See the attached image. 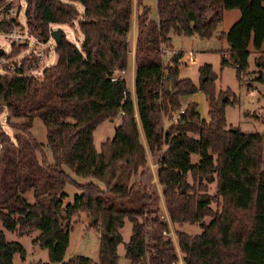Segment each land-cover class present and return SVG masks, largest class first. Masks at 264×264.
I'll use <instances>...</instances> for the list:
<instances>
[{"label": "trees", "instance_id": "1", "mask_svg": "<svg viewBox=\"0 0 264 264\" xmlns=\"http://www.w3.org/2000/svg\"><path fill=\"white\" fill-rule=\"evenodd\" d=\"M73 3L82 5L81 15ZM136 4L132 97L123 78L111 81L128 66L132 0H25L27 27L39 42H48L53 24L79 19L82 43L77 47L64 35L55 43L54 64L40 76L27 74L25 62H35L30 57L0 74V113L7 110L15 131L13 138L0 131L3 230L17 238L39 232L33 243L47 250L48 261L31 264H95L79 255L64 260L71 220L79 213L100 232L98 264L117 263L125 220L131 224L124 244L130 264H178L176 249L185 264H264V135L227 128L225 107L231 102L222 97L228 91L215 93L210 65L198 68L195 85L179 78L180 57L164 62V50L173 51L172 34L210 38L223 13L238 9L239 19L219 35L228 45L222 64L231 63L241 82L253 54L255 80L264 82V0H156L155 19L142 0ZM14 22H0V31L7 32ZM197 92L207 103L206 117L196 103L183 106L180 101ZM117 117L113 137L97 151L93 131ZM36 118L45 127L51 160L30 132ZM163 118L170 122L166 129ZM146 148L157 157L156 180L169 221L199 224L200 234L176 231L174 244L158 201L153 203L157 193L144 180ZM64 166L101 185L78 183ZM67 184L78 193L62 206ZM28 192L32 203L25 199ZM4 231L0 264H13V256H24V249L7 241Z\"/></svg>", "mask_w": 264, "mask_h": 264}, {"label": "rangeland", "instance_id": "2", "mask_svg": "<svg viewBox=\"0 0 264 264\" xmlns=\"http://www.w3.org/2000/svg\"><path fill=\"white\" fill-rule=\"evenodd\" d=\"M142 3L143 5L149 7V15L150 17L154 18L156 15L155 0H142ZM132 4L133 10L131 26L134 21L136 22L135 15L137 17V14L139 13L138 10H140L139 7H137L136 0H132ZM73 5L77 8L81 15L83 12L82 5L79 3H73ZM24 7L25 0H2L0 2V22L8 20L15 21L7 30V32H4L3 34L10 33L11 30L13 33L17 34V39H12L11 42L5 41L3 37H0V49L3 51V55L0 57V74H3L5 71H10L12 67L19 65L22 59L32 53L33 50L42 55V61H44V63H42V65L40 64V66H43V64L45 66H49L54 64L55 62V41L52 38H49L47 42L49 50L46 49V45L39 46L37 49L33 48V41L35 43L36 38L29 32V29L27 27L26 19L24 16ZM239 17L240 12L238 9L228 10L224 13L221 22L218 24L215 32L210 38H204L202 41H200L199 37L197 36H194V38L191 39L182 35H171V44L173 49H181V51L183 50L185 53L191 51L194 54V64L185 66L184 64L180 63V79L187 78L192 81H196L198 68L204 64H208L216 74V79L214 82L215 93L222 94L223 92L228 91L227 96H223L222 94L224 100L228 99L229 102H231V104H228L225 107V119L227 128H238L241 132H256L264 135V82L260 83L255 80L257 70L253 63V54L249 56L248 70L244 73L241 82H239L236 78L235 68L233 67V65L231 63L222 64L221 60V52L227 49L228 46L225 39H220L219 35L227 32L239 19ZM78 20L79 19H76L70 23L60 26L53 24L51 28H60L69 41H71L77 47H80L82 43V35L78 30ZM18 36H21V38L19 39ZM31 36L35 39H28V37L30 38ZM132 37L133 28H131L128 32V39L131 44L133 40ZM27 43H30V45H27ZM165 50L166 55L164 56V62H167L169 57H172L171 55L173 51H170L169 49ZM222 54L226 55L224 52ZM123 78L125 80L127 89L132 90L134 84V73L130 61H128L126 74ZM199 78L196 85L199 84ZM257 87L258 89H256ZM197 97L199 100L200 110L205 112L207 103L204 99L203 94L199 96L197 95ZM182 105L185 106V104ZM7 117L9 120L7 110H2V112L0 113V131L13 138V134L15 131L12 127L9 126ZM173 117H176V113L173 115ZM163 121V128L166 129L170 122L167 121L166 118H163ZM119 122L120 119L119 117H117L114 120H105L96 127V129L93 131L92 140L97 151H99L100 144L103 141H105L106 139H111L113 137L114 129L119 124ZM30 132L37 141L44 144V153L46 154L47 158L51 160V152L45 145V127L40 119L36 118L33 120ZM196 160L197 156L192 155L191 161ZM63 169L78 183L93 181L101 185L100 182H97L93 179H83L80 177H76L65 166L63 167ZM214 187L215 186L213 183L208 185V192L210 194L214 192ZM153 189L154 188H152V190ZM63 192L65 194V197L62 201V206H66L67 204L72 203L74 196L78 193V190L75 186L67 184L64 187ZM25 199L29 203H32L34 201L31 192L25 194ZM212 207H215V205L212 204ZM160 216L162 218H165V220L169 223L171 227V229H169V235L174 239L175 243L176 231H181L189 235H197L202 232V228L199 224H172L167 219V216L163 210L161 211ZM208 222L209 218H205L204 223L207 224ZM0 230L4 231L1 222ZM119 233L122 237V242L117 246L116 249L118 255L116 264H130V262L124 256V244L129 240L131 234V224L128 220L124 221V225L120 229ZM4 234L7 241L18 242L24 249V256L21 257L19 254H15L13 256V264H31L37 261H48L47 250L42 249L33 243V240L39 234L38 231H33L30 234L23 235L20 238H17L15 234L6 231H4ZM98 252L99 234L91 225L90 219L84 213L75 215L71 220V228L68 231V244L65 249L64 260H67L72 256L79 255L89 258L95 264H98ZM176 253H178L179 255V264H185L183 262V255L179 251H177Z\"/></svg>", "mask_w": 264, "mask_h": 264}, {"label": "crops", "instance_id": "3", "mask_svg": "<svg viewBox=\"0 0 264 264\" xmlns=\"http://www.w3.org/2000/svg\"><path fill=\"white\" fill-rule=\"evenodd\" d=\"M155 5H156V0H155ZM137 10H138V8H137ZM155 10H156V7H155ZM139 11V10H138ZM226 12V11H225ZM224 12V13H225ZM224 13H223V15H224ZM150 16V15H149ZM156 16H157V14L155 15V17L154 18H152V17H150L151 19H155L156 18ZM222 18H223V16H222ZM135 20H136V15H135ZM134 24V25H133ZM54 28V27H53ZM131 28H133V37H132V44H131V52H130V59H129V61H130V63H131V65H132V69H133V73H134V47H135V36H136V22L134 21V23H132V26H130V29ZM55 29V28H54ZM128 36V35H127ZM172 36H176V35H174V34H172ZM194 36H196V35H192V36H190L189 38H191V39H193L194 38ZM186 37V36H185ZM199 40L200 41H202L203 39H201V38H199ZM223 40V39H222ZM228 46V45H227ZM46 49L47 50H49V47H48V45L46 44ZM175 49V48H174ZM173 49V51H181V49L180 50H178V49H175L174 50ZM250 50H251V47L249 48ZM227 49H225V50H223V51H226ZM222 51V52H223ZM181 52H184L183 50L181 51ZM48 54V53H47ZM47 54H46V56H47ZM45 58V57H44ZM186 66V65H185ZM198 72V71H197ZM126 74V71H125V73H124V75ZM124 75H123V77H124ZM179 75H180V70H179ZM198 78H199V73H197V77H196V81H192L195 85H196V83L198 82ZM256 89H258V87L256 88ZM128 92H129V94L133 97V95H134V84H133V88H132V90H128ZM258 92V91H257ZM197 95L199 96V95H202L201 94V92H197V93H195V94H192V95H186V96H183V97H181V99H180V101H181V103L182 104H187L188 102H190V101H192V102H195L196 104H197V111L201 114V116L202 117H206V111L204 112V111H201L200 110V107H199V100H198V97H197ZM183 101H184V103H183ZM134 106H135V104H134ZM206 106H207V104H206ZM206 110H207V107H206ZM141 140H142V143L144 144V146H145V142H144V139H143V136H141ZM146 147V146H145ZM146 158H147V160H148V172H147V174H146V176H145V181L147 182L148 181V183L149 184H151L152 185V188H154L153 189V191H155L156 193H157V195H156V198L154 199V201H158V207L161 209V211L163 210L164 212H165V214H166V211H165V208H164V205H163V200H162V196H161V193L159 192L160 191V189H159V186H158V183H157V180H156V165H157V158L156 157H153V156H151L149 153H148V151H147V148H146ZM197 160H198V157H197ZM197 160H196V162H197ZM155 168V169H154ZM166 216H167V214H166ZM167 219H168V216H167ZM163 220L165 221V222H167L166 220H165V218H163ZM169 220V219H168ZM167 224H168V228L169 229H171V227H170V225H169V223L167 222ZM169 234H170V231H169ZM173 239V238H172ZM173 242H174V244H176L175 243V241H174V239H173ZM177 251H179L178 249H176V252ZM180 252V251H179ZM177 257H178V264H179V255H178V253H177Z\"/></svg>", "mask_w": 264, "mask_h": 264}, {"label": "built area", "instance_id": "4", "mask_svg": "<svg viewBox=\"0 0 264 264\" xmlns=\"http://www.w3.org/2000/svg\"><path fill=\"white\" fill-rule=\"evenodd\" d=\"M25 8V7H24ZM4 32L0 31V37H3L5 39V41H9L11 42L12 39H17V34L13 33L12 30L10 33H6L3 34ZM3 35V36H2ZM18 38L20 39L21 36H18ZM32 36L28 39H31ZM35 39V38H32ZM47 43H41L39 41H37V39L35 40V43L33 41V48L37 49L39 46H45ZM27 45H30V43H27ZM166 50H164V56L166 55ZM173 57H180L179 58V62L184 64V65H192L195 63V58H194V54L193 52L189 51L187 53L185 52H181V51H173L172 55ZM30 57L31 59L35 60V62L31 63L29 61H26L25 64L26 65H30L28 68V75L30 76H40L42 73L43 68L45 67V65L43 64V66H40V64L42 65V63H44V61H42V55L38 54L35 50L32 51V53H30L27 57H24L22 59V61L19 63V65L12 67V69L10 70V72L14 71L15 69H18L21 65L22 62L26 59ZM223 57L225 59H227L226 55H223ZM126 70L121 71V72H117L114 77L111 78V81H115L117 79L123 78V75L125 73ZM124 79V78H123ZM180 113H183V111L181 110ZM177 117V116H176ZM176 117H173L172 119L175 120ZM98 234L100 235V233L98 232Z\"/></svg>", "mask_w": 264, "mask_h": 264}, {"label": "water", "instance_id": "5", "mask_svg": "<svg viewBox=\"0 0 264 264\" xmlns=\"http://www.w3.org/2000/svg\"><path fill=\"white\" fill-rule=\"evenodd\" d=\"M49 36L50 38H52L55 43H57L63 36L64 33L62 32V30L60 28H50L49 30ZM3 55V51L0 49V57ZM0 105H4V103L2 101H0ZM8 120V117H7ZM94 221H91V225L93 224Z\"/></svg>", "mask_w": 264, "mask_h": 264}]
</instances>
